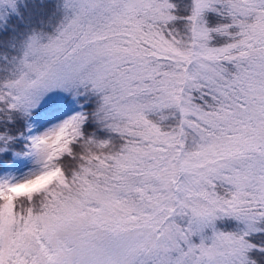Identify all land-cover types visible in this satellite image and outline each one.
<instances>
[{
  "label": "snow or ice",
  "instance_id": "obj_1",
  "mask_svg": "<svg viewBox=\"0 0 264 264\" xmlns=\"http://www.w3.org/2000/svg\"><path fill=\"white\" fill-rule=\"evenodd\" d=\"M0 264H264V0H0Z\"/></svg>",
  "mask_w": 264,
  "mask_h": 264
}]
</instances>
